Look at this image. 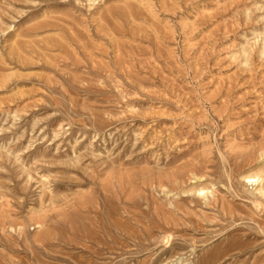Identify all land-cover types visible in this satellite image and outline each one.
Segmentation results:
<instances>
[{"label": "rangeland", "instance_id": "374dc122", "mask_svg": "<svg viewBox=\"0 0 264 264\" xmlns=\"http://www.w3.org/2000/svg\"><path fill=\"white\" fill-rule=\"evenodd\" d=\"M0 264H264V0H0Z\"/></svg>", "mask_w": 264, "mask_h": 264}]
</instances>
